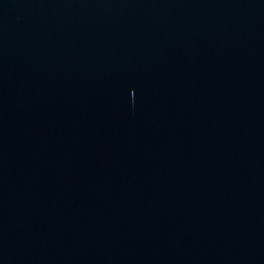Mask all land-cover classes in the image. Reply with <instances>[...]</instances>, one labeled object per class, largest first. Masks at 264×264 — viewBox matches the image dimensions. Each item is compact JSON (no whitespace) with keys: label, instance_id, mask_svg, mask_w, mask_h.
Returning a JSON list of instances; mask_svg holds the SVG:
<instances>
[{"label":"water","instance_id":"water-1","mask_svg":"<svg viewBox=\"0 0 264 264\" xmlns=\"http://www.w3.org/2000/svg\"><path fill=\"white\" fill-rule=\"evenodd\" d=\"M0 264H264V0H0Z\"/></svg>","mask_w":264,"mask_h":264}]
</instances>
